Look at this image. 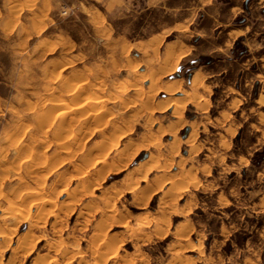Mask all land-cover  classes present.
<instances>
[{"label": "rangeland", "instance_id": "374dc122", "mask_svg": "<svg viewBox=\"0 0 264 264\" xmlns=\"http://www.w3.org/2000/svg\"><path fill=\"white\" fill-rule=\"evenodd\" d=\"M0 264H264V0H0Z\"/></svg>", "mask_w": 264, "mask_h": 264}, {"label": "bare ground", "instance_id": "6f19581e", "mask_svg": "<svg viewBox=\"0 0 264 264\" xmlns=\"http://www.w3.org/2000/svg\"><path fill=\"white\" fill-rule=\"evenodd\" d=\"M240 36H241V35H240ZM133 45H134V44H133ZM140 45H141V43H139V44L137 43V46L140 47ZM167 52H168V51H166V56H169V54H168ZM170 52H171V51H170ZM170 55H171V53H170ZM144 56H145V55H144ZM169 58H170V57H168V59H169ZM154 59H155V58H154ZM155 60H156V59H155ZM166 60H167V59H166ZM163 61H164V62H167V61H165V60H163ZM157 62H158V61H157ZM144 79H145V78H144ZM81 92H82V89H81ZM83 92H84V91H83ZM74 93H75V92H74ZM77 94H78V93H77ZM91 94H92V93H91ZM66 96H67V95H66ZM70 96H71V95H70ZM86 96H87V94H86ZM86 96H84V97H86ZM71 97H72V96H71ZM79 98H80V97H79ZM86 98H87V97H86ZM77 99H78V98H77ZM77 99H76V100H77ZM91 99H92V98H91ZM59 100H60V99H59ZM70 100H71V99H70ZM74 100H75V99H74ZM80 100H81V99H80ZM83 100H84V99H83ZM92 100H93V99H92ZM71 102H72V101H71ZM73 102H75V101H73ZM79 102H80V101H79ZM57 103H58V102H57ZM57 103H56V104H57ZM62 103H63V102H62ZM81 103H82V102H81ZM83 103H84V102H83ZM83 103H82V104H83ZM96 103H97V102H96ZM98 103H99V102H98ZM198 103H199V102H198ZM77 104H78V103H77ZM82 104H81V105H82ZM78 105H79V104H78ZM81 105H79V106H81ZM67 106H68V105H67ZM53 107H54V106H53ZM59 107H60V104H59V105L57 104L56 109L59 108ZM82 107H83V106H82ZM77 108H78V107H77ZM79 108H80V107H79ZM61 109H62V108H61ZM82 109H83V108H82ZM77 110H78V109H77ZM50 111H51V110H50ZM176 111H178V109H177ZM59 112H60V111H59ZM62 112H63V111H62ZM66 112H67V111L65 110V113H66ZM70 112H71V111H70ZM72 112H73V111H72ZM79 112H80V111H79ZM92 112H93V111H92ZM68 113H69V112H68ZM87 113H88V111H87ZM96 113H97V112H96ZM176 113H177V112H176ZM177 114H178V113H177ZM66 115H67V114H66ZM81 115H83V114H81ZM91 115H92V114H91ZM63 116H64V113H63ZM63 116H62V117H63ZM74 116H75V115H74ZM92 116H93V115H92ZM176 116H178V115H176ZM60 117H61V116H60ZM76 117H77V116H76ZM96 117H97V116H96ZM46 119H47V118H46ZM60 119H61V118H60ZM64 120H65V118H64ZM64 120H62V122H63ZM81 121H82V120H81ZM84 121H85V120H84ZM62 122H61V123L59 122V123L62 124ZM79 122H80V121H79ZM70 123H71V122H70ZM74 123H75V122H74ZM74 123H73V124H74ZM76 123H77V122H76ZM85 123H86V122H85ZM88 123H89V122H88ZM71 124H72V123H71ZM69 126H70V125H69ZM89 126H90V125H89ZM79 127H80V126H78V128H79ZM69 129H70V128H69ZM56 130H57V129H56ZM63 130H64V129H63ZM66 130H67V129H66ZM68 131H69V130H68ZM74 131H75V130H74ZM66 133H67V131H66ZM69 133H70V132H69ZM57 134H58V133H57ZM70 134H71V133H70ZM65 135H66V134H65ZM71 135H72V134H71ZM67 136H68V135H67ZM67 136H66V137H67ZM60 138H61V137H60ZM61 139H62V138H61ZM61 139H59V140L61 141ZM73 139H74V138H73ZM56 141H57V140H56ZM60 141H59V142H60ZM57 143H58V141H57ZM28 144H29V143H28ZM25 145H26V144H25ZM64 147H65V146H64ZM19 150H20V149H19ZM61 150H62V148H61ZM31 151H32V150H31ZM39 156H40V154H39ZM43 156H44V155H43ZM44 157H46V156H44ZM57 157H58V156H57ZM51 158H52V157H51ZM31 159H32V158H31ZM41 159H42V157L40 158V160H41ZM43 159H44V158H43ZM45 159H46V158H45ZM45 159H44V160H45ZM47 159H48V158H47ZM33 161H34V160H31L30 163H35V162H33ZM36 161H39V159L36 160ZM41 161H42V160H41ZM45 161H46V160H45ZM45 161H43V162H45ZM54 161H55V160H54ZM54 161H53V162H54ZM53 162H52V165H53ZM36 164H38V163L36 162ZM43 164H44V163H43ZM45 164H46V163H45ZM50 164H51V163H50ZM41 165H42V164H41ZM52 165H51V166H52ZM26 166H27V165H26ZM37 166H39V165H37ZM41 167H43V166H41ZM41 167H40V168H41ZM37 168H38V167H37ZM29 169H30V168H29ZM31 169H32V168H31ZM36 170H38V169H36ZM33 172H34V171H33ZM33 172H32V173H33ZM30 173H31V171L29 172V174H30ZM34 173H36V172H34ZM30 175H31V174H30ZM33 175H34V174H33ZM33 175H32V176H33ZM35 176H37V175H35ZM35 176H34V177H35ZM31 178H32V177H31ZM35 178L37 179L38 177H35ZM35 178H32V179H35ZM36 179H35V180H36ZM40 185H41V184H40ZM42 185H43V183H42ZM21 190H22V189H21ZM25 190H26V189H25ZM30 191H31V192H30ZM30 191L27 192V193H25L24 195H25V197H27V199H29L28 202H29V203H32L33 200H36V195H37L39 192H38V193H37V191H36V192H32V191H34V190H32V189H30ZM23 192H24V191H23ZM38 196H39V195H38ZM38 196H37V198H38ZM37 200H38V199H37ZM40 200H42L41 197H40ZM46 200H47V199H46ZM36 202H37V201H36ZM42 202L44 203L43 200H42ZM71 205H72V204H71ZM28 207H30V206H28ZM36 207H37V206H36ZM17 208H19V207H17ZM20 208H21V207H20ZM26 208H27V207H26ZM26 208H25V209H26ZM21 209H22V208H21ZM21 209H18V211H20V213H19V212L16 213L15 211H14V212H15V216H16V214H17L18 216H20V218H21L22 221H23V220H26L27 217L25 218V216L23 215L24 213L21 212ZM16 210H17V209H16ZM27 210H28V209H27ZM9 211H10V210H9ZM28 211H29V210H28ZM23 212H25V211H23ZM36 212H37V211H36ZM8 213L12 214L13 212H12V213H11V212H8ZM27 213H28V212H27ZM29 213H30V211H29ZM29 213H28V214H29ZM40 213H41V211H40ZM44 213H45V212H44ZM10 214H9V215H10ZM25 214H26V213H25ZM36 214H37V213H36ZM45 214H46V213H45ZM48 214H49V213H48ZM29 215H30V214H29ZM29 215H28V216H29ZM30 216H31V215H30ZM46 216H47V215H46ZM46 216H45V218H46ZM10 217H11V215H10ZM35 217H36V216H35ZM56 217H58V216H56ZM16 218H17V217H16ZM20 218H19V219H20ZM38 218H40V217H38ZM30 219H31V218H30ZM41 219H42V218H41ZM13 220H16V219H13ZM54 220H55V219H54ZM44 221H45V219H44ZM20 222H21V221H17L18 224H19ZM28 222H29V221H28ZM38 222H39V221H38ZM15 223H16V221H15ZM33 223H34V222H33ZM33 223H31V226H32ZM35 223H36V222H35ZM155 223H156V222H155ZM137 224H138V223H137ZM33 225H35V224H33ZM12 226H13V224H12ZM14 226H15V225H14ZM14 226H13V228H12V229H14V231L12 230V233H13V232L15 233V229H16V228H14ZM16 226H17V225H16ZM16 226H15V227H16ZM17 227H18V226H17ZM32 228H33V227H32ZM32 228H31V229H32ZM139 228H140V227H139ZM6 229H8V228H6ZM6 229H5V231H6ZM53 229H54V228H53ZM136 229H137V228H136ZM9 230H10V229H9ZM139 230H140V229H139ZM5 231H4V232H5ZM10 232H11V231H10ZM10 232L8 233V236H9ZM12 233H11V234H12ZM30 234H31V231L28 230V231L25 232L24 235H22L23 238H20L19 242L17 243V247H18V249H21V250H22V249H25V248H28V247L30 248V247H31L30 244L32 243V241H31V243L29 244L28 247H27V242H26L27 239L29 238ZM6 236H7V235H6ZM3 237H4V236H3ZM8 241H9V240H8ZM29 241H30V240H29ZM32 246H33V244H32ZM194 250H195V249H194ZM26 253H27V252H26ZM36 260H37V259H36ZM39 261H40V260H39ZM36 263H37V262H36Z\"/></svg>", "mask_w": 264, "mask_h": 264}, {"label": "crops", "instance_id": "0c3cea01", "mask_svg": "<svg viewBox=\"0 0 264 264\" xmlns=\"http://www.w3.org/2000/svg\"><path fill=\"white\" fill-rule=\"evenodd\" d=\"M240 35H241V36H240ZM244 35H245V30H241V31L237 34V36L235 37V39L245 37Z\"/></svg>", "mask_w": 264, "mask_h": 264}]
</instances>
